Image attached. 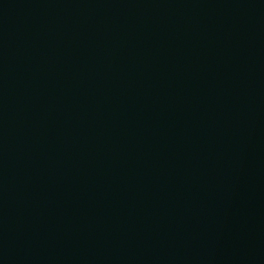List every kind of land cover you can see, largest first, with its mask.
I'll use <instances>...</instances> for the list:
<instances>
[{
	"label": "water",
	"instance_id": "95a60500",
	"mask_svg": "<svg viewBox=\"0 0 264 264\" xmlns=\"http://www.w3.org/2000/svg\"><path fill=\"white\" fill-rule=\"evenodd\" d=\"M0 264H264V0H0Z\"/></svg>",
	"mask_w": 264,
	"mask_h": 264
}]
</instances>
